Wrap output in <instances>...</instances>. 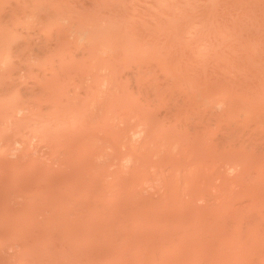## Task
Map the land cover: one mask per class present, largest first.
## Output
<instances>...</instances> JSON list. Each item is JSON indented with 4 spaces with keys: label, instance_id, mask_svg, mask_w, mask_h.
<instances>
[{
    "label": "bare ground",
    "instance_id": "6f19581e",
    "mask_svg": "<svg viewBox=\"0 0 264 264\" xmlns=\"http://www.w3.org/2000/svg\"><path fill=\"white\" fill-rule=\"evenodd\" d=\"M0 264H264V0H0Z\"/></svg>",
    "mask_w": 264,
    "mask_h": 264
}]
</instances>
